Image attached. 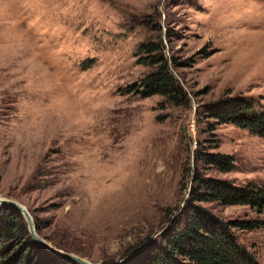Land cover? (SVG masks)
Instances as JSON below:
<instances>
[{"label": "rangeland", "instance_id": "1", "mask_svg": "<svg viewBox=\"0 0 264 264\" xmlns=\"http://www.w3.org/2000/svg\"><path fill=\"white\" fill-rule=\"evenodd\" d=\"M144 41L176 99L126 91L155 69ZM228 96L264 111V0H0V196L53 248L130 264L183 225L194 173L264 187V136L204 115ZM205 151L230 170L195 162ZM195 205L257 222L231 231L264 264V208Z\"/></svg>", "mask_w": 264, "mask_h": 264}, {"label": "trees", "instance_id": "2", "mask_svg": "<svg viewBox=\"0 0 264 264\" xmlns=\"http://www.w3.org/2000/svg\"><path fill=\"white\" fill-rule=\"evenodd\" d=\"M138 50L142 53L139 60L155 69L143 77L138 87L131 86L126 91H136L144 97L161 94L176 99L182 89L161 54L160 44L144 41ZM153 52L156 55H150ZM254 107L249 99L228 96L204 115L215 124L234 123L264 136V111H256ZM199 161H205L223 172L232 166L230 156L213 152H197L195 162ZM192 178L196 185L189 195V209L183 225L163 234L153 247L142 250L130 264H260L236 242L231 231L232 227L253 229L258 227L257 222L224 223L201 207L192 206V203L216 201L222 205L242 204L261 211L264 208V187L253 184L239 187L225 180L202 177L198 173H194ZM36 230L39 232L38 228ZM0 264L77 263L64 260L37 245L20 212L3 206L0 210Z\"/></svg>", "mask_w": 264, "mask_h": 264}, {"label": "water", "instance_id": "3", "mask_svg": "<svg viewBox=\"0 0 264 264\" xmlns=\"http://www.w3.org/2000/svg\"><path fill=\"white\" fill-rule=\"evenodd\" d=\"M3 206L16 209L17 211H19L21 213V215H23L25 222H26V225L28 227L29 234L31 235L33 240L36 242V244L39 245L40 247H42L48 251L53 252L54 254H56L57 256H59L60 258H62L64 260L73 261L77 264H94V263L90 262L89 260L84 259V258H82L76 254L66 253V252L61 251L59 249L53 248L50 244L45 242L38 235L36 228H35V225H34V222H33V218L30 215L29 211L26 209L25 206H23L22 204H20L16 200L0 196V208Z\"/></svg>", "mask_w": 264, "mask_h": 264}]
</instances>
